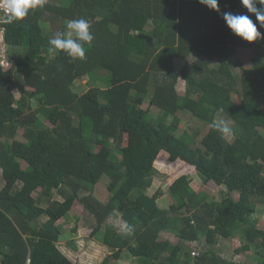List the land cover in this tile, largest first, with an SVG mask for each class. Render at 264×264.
<instances>
[{
  "label": "trees",
  "instance_id": "1",
  "mask_svg": "<svg viewBox=\"0 0 264 264\" xmlns=\"http://www.w3.org/2000/svg\"><path fill=\"white\" fill-rule=\"evenodd\" d=\"M224 12L251 16L261 36L242 42ZM0 13L11 62L6 70L0 63V264H73L57 243L67 237L76 249L59 221L78 199L95 219L90 236L113 250L101 264H123L125 252L136 264H264V228L253 217L264 208V27L241 0H219L218 10L198 0H44L23 20L7 23ZM78 19L94 37L85 58L62 50L49 57L50 32L66 33ZM239 49L254 53L247 68L237 60V76L229 61ZM192 52L191 69L175 70L174 60ZM98 70L107 74L104 88L74 90ZM179 111L191 113L194 133L176 135ZM219 115L231 141L214 127ZM162 156L194 168L169 185L168 209L158 204L162 190L146 193ZM103 177L108 196L100 202L92 193ZM198 179L225 186L220 201L196 190ZM82 189L90 194L79 198ZM113 212L131 232L102 229ZM161 230L179 243L158 240ZM235 237V253L251 251V260L218 255L219 240Z\"/></svg>",
  "mask_w": 264,
  "mask_h": 264
},
{
  "label": "rangeland",
  "instance_id": "2",
  "mask_svg": "<svg viewBox=\"0 0 264 264\" xmlns=\"http://www.w3.org/2000/svg\"><path fill=\"white\" fill-rule=\"evenodd\" d=\"M48 1V0H45ZM0 12H3L0 9ZM4 14V13H3ZM0 15H2L0 13ZM48 28V26H47ZM0 36H2V32H0ZM51 39L54 38L50 32ZM57 53V50L47 52L49 57H54ZM253 50L247 49H239L238 53L235 57L231 58L229 63L233 69L235 75L239 76L241 74V70L237 66V60L242 63L244 68H247L250 64L251 57L253 56ZM9 50L5 45H3L0 39V63L7 67L11 66L10 59L8 58ZM196 53L192 52L187 59H175L174 60V67L175 70L181 69L183 66H186L188 69H191L192 62L196 59ZM107 74L102 71L98 70L92 76H85L80 80L74 82V90L82 93L88 90L91 86H99L104 88L107 82ZM177 91L179 93H183L185 84L184 80L179 76L178 83L176 85ZM16 94V93H15ZM18 96V94H16ZM142 107L144 109L149 107V100L146 99ZM151 114L153 116L156 115L157 111L155 108L150 107ZM178 117L181 120V126H179L178 130L175 132L176 135H182L184 132L186 133H194L196 129L195 121L193 120L191 113L188 111H179ZM172 117H167V121L171 122ZM221 121H225L230 126V122L225 120L222 116H218L215 122L218 124ZM209 126L205 127V130L202 134H204ZM196 139L197 142L200 141L201 135ZM21 136L19 132L18 137ZM225 137L231 141L232 136L231 134H225ZM111 146V143H109ZM115 156L120 158L121 155L119 152H115ZM159 163H157V171L155 172L154 179L152 186L146 190V193L152 195L157 189L162 190L163 195L158 200V204L163 209H168L169 205L172 203V200L168 194V187L172 183L174 179L178 176L185 174L188 177L193 175L194 168L188 164H185L181 161H176L171 163L167 161L166 158L163 156L158 159ZM2 174L0 170V188L2 186ZM109 184V180L106 177L100 179V181L96 184L92 196L99 200L100 202H105L108 196L107 186ZM196 190H204L209 193L210 199L214 200L215 202L220 201L223 197L224 193L226 192V187L221 185L215 184L213 181H209L206 184H202L201 180L198 181L193 186ZM90 194L89 190L82 189L79 191L78 196L79 198H83ZM235 199L238 198V194H233ZM57 199H60L59 196H55ZM255 218L260 221V227L264 228V208L260 206L256 213L254 214ZM42 221L45 220V217L41 219ZM59 223H63V227L66 231L65 235L62 237L70 236L75 239L76 249L72 250L69 244L66 242V238H62L63 240L57 243L58 248L64 253V255L74 264H101V262L109 256L110 253L113 252L112 249L106 247L101 242L96 240L95 238L90 236V232L95 226V219L91 216L84 208L81 202L76 200L73 204L71 211L69 212L68 218L65 220H60ZM76 227V235L72 236L71 229ZM110 228L120 233L122 235L127 234V226L125 222L120 217L118 212L111 213L108 217L103 220L102 229ZM158 240H167L170 243L176 245L179 243V237L173 231H164L161 230L158 233ZM242 245V241L239 237H235L232 239H220L218 244L215 246V250L218 255L225 257L226 259H230L232 261L238 262H247L251 260V251L240 252L238 254L235 253V249ZM189 247L196 248V244L191 243ZM193 252V251H192ZM191 252L192 259L194 261V257H196L197 251ZM123 259L121 262L123 264H136L134 258L131 257V254L125 252L123 255Z\"/></svg>",
  "mask_w": 264,
  "mask_h": 264
},
{
  "label": "clouds",
  "instance_id": "3",
  "mask_svg": "<svg viewBox=\"0 0 264 264\" xmlns=\"http://www.w3.org/2000/svg\"><path fill=\"white\" fill-rule=\"evenodd\" d=\"M201 5L211 10H218L219 0H198ZM44 0H0V9L6 16V22L11 23L23 20L28 14L30 8L42 7ZM241 4L249 13L255 15L256 21L260 27H264V0H241ZM259 5V6H258ZM223 20L230 32L241 39L242 42L251 44L256 41L261 33L258 32V26L253 22L251 16L247 14H235L232 12H224ZM67 32H58L55 37L49 41L50 51L62 50L72 59L85 58V43L91 45L94 37L89 31V22L85 19L71 20L66 24ZM1 41L3 37L0 36ZM3 69L10 68L3 66ZM214 127L223 134H232V129L228 123L221 121L214 124ZM131 232V227L127 228Z\"/></svg>",
  "mask_w": 264,
  "mask_h": 264
},
{
  "label": "crops",
  "instance_id": "4",
  "mask_svg": "<svg viewBox=\"0 0 264 264\" xmlns=\"http://www.w3.org/2000/svg\"><path fill=\"white\" fill-rule=\"evenodd\" d=\"M58 247V246H57ZM59 249V248H58ZM71 249V248H70ZM60 250V249H59ZM73 250V249H72ZM61 251V250H60ZM62 252V251H61ZM63 253V252H62ZM63 255H64V253H63ZM74 264V263H73Z\"/></svg>",
  "mask_w": 264,
  "mask_h": 264
}]
</instances>
